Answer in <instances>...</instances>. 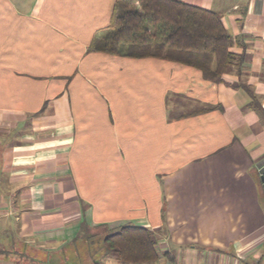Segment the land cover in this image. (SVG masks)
<instances>
[{"label": "crops", "instance_id": "1", "mask_svg": "<svg viewBox=\"0 0 264 264\" xmlns=\"http://www.w3.org/2000/svg\"><path fill=\"white\" fill-rule=\"evenodd\" d=\"M181 1L233 39L221 82L90 50L115 0H0V264L264 263V0ZM127 224L156 260L101 245Z\"/></svg>", "mask_w": 264, "mask_h": 264}, {"label": "trees", "instance_id": "2", "mask_svg": "<svg viewBox=\"0 0 264 264\" xmlns=\"http://www.w3.org/2000/svg\"><path fill=\"white\" fill-rule=\"evenodd\" d=\"M109 20L108 32L93 39L90 50L115 55L125 45L127 56H140L144 49L155 48L214 82L240 64L231 50L232 37L212 10L181 0H115ZM101 245L123 263L158 258L153 233L140 226L122 225L106 234Z\"/></svg>", "mask_w": 264, "mask_h": 264}, {"label": "rangeland", "instance_id": "3", "mask_svg": "<svg viewBox=\"0 0 264 264\" xmlns=\"http://www.w3.org/2000/svg\"><path fill=\"white\" fill-rule=\"evenodd\" d=\"M262 194H263V190H262ZM0 228H1V225H0ZM89 235H91L92 233H95V231H93V230H91L90 232H87ZM97 235H99V234H97ZM5 236V233H3V232H0V238H3ZM102 235H100V237H101ZM96 237L97 236H95V239H96ZM92 239L94 240V238L92 237ZM95 244V243H94ZM94 244H92V245H90V248H91V246H93ZM98 251V250H97ZM96 251V252H97ZM108 254V253H107ZM106 253H104V255L105 256H108ZM110 254V253H109ZM82 258H83V254L82 255H80V257L77 259V262H79V261H81L82 260ZM73 260V258H71L70 259V261H68L67 262V264H72L71 263V261ZM24 263L23 264H28V263H26V260L25 261H23ZM103 264H105V263H103ZM264 264V263H263Z\"/></svg>", "mask_w": 264, "mask_h": 264}, {"label": "water", "instance_id": "4", "mask_svg": "<svg viewBox=\"0 0 264 264\" xmlns=\"http://www.w3.org/2000/svg\"><path fill=\"white\" fill-rule=\"evenodd\" d=\"M261 181L264 182V165L259 169Z\"/></svg>", "mask_w": 264, "mask_h": 264}, {"label": "built area", "instance_id": "5", "mask_svg": "<svg viewBox=\"0 0 264 264\" xmlns=\"http://www.w3.org/2000/svg\"><path fill=\"white\" fill-rule=\"evenodd\" d=\"M263 185H264V182H263Z\"/></svg>", "mask_w": 264, "mask_h": 264}]
</instances>
